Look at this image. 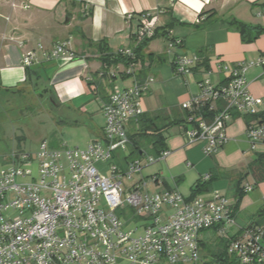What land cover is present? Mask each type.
I'll use <instances>...</instances> for the list:
<instances>
[{"label": "built area", "instance_id": "2783aa9c", "mask_svg": "<svg viewBox=\"0 0 264 264\" xmlns=\"http://www.w3.org/2000/svg\"><path fill=\"white\" fill-rule=\"evenodd\" d=\"M137 15L135 46L154 34L157 19L150 11ZM179 43L170 41V47ZM119 52L135 57L134 48ZM75 57L69 38L51 49L39 44L20 62L33 67ZM199 61L198 54L178 55L176 74L191 77ZM253 66H264V56L233 64L218 61L216 69L226 75L218 85L208 70L199 92L182 106L190 113L187 144L199 143L206 155L215 154L229 140L228 124L242 115L251 117L246 128L250 147L264 145V98L251 93L246 76ZM153 81L136 80L110 94L102 108L103 135L84 148L66 142L52 147L42 140L35 152H10L0 169V264H201V233L215 226L231 238L228 251L237 264H264V212L260 223L229 236L225 227L235 223L234 213L219 191L189 199L177 189L149 190V181L160 180L145 176L144 169L171 151L131 158L128 124L144 112L141 98ZM118 151L126 152L123 161ZM98 164H105V171ZM253 188L247 184L244 190Z\"/></svg>", "mask_w": 264, "mask_h": 264}, {"label": "crops", "instance_id": "0c3cea01", "mask_svg": "<svg viewBox=\"0 0 264 264\" xmlns=\"http://www.w3.org/2000/svg\"><path fill=\"white\" fill-rule=\"evenodd\" d=\"M13 4L15 8L28 10V15L16 10L10 18L13 27L8 26L5 41L0 45V87L10 89L49 81L54 88V102L83 113L87 112L85 105L95 98L103 115L102 108L110 94L132 86L138 79L153 77L149 90L141 98L142 108L145 113L163 112L172 119L183 113V104L199 92V82L208 75V70H213L209 77L214 84L225 81L226 75L216 69L218 61L233 64L264 56V32L254 41L244 42L240 33L227 22L235 17L264 27V0H15ZM90 8L93 11L87 14ZM210 10H215L216 15L198 28L206 18L201 15ZM141 11L157 16L154 33L158 31L160 35L149 41L142 59L136 63L130 64L127 60L103 63L102 56L133 48V34L139 26L137 14ZM130 12H134L133 18L126 16ZM64 15L71 18L70 25L61 22ZM76 17L79 18L75 23L78 38L73 39L72 47L77 57L71 61L61 58L37 63L32 67L35 72L29 76L21 65L22 55L40 44L41 38H48L44 41L48 49L71 39L72 35L68 34ZM52 24L56 26L57 39L45 30ZM36 39L40 40L35 43ZM171 39L181 43L170 47ZM198 52H203L210 68L198 66L191 77L176 74V57ZM246 76L251 93L264 98V66L250 67ZM89 81L96 84L88 85ZM91 124L92 138L88 143L71 147L84 148L102 137L105 119L100 125ZM131 127L129 123V132ZM246 128V117L235 115L226 128L229 140L215 154L206 155L201 144H187L184 126L174 125L164 132L170 155L151 164L152 169L146 176L159 177L158 192L177 189L189 198L199 180L214 174L210 191L199 196L210 198L214 191L224 194L235 218L234 224L226 225V233L240 235L260 223L264 212V181L256 183L251 174L240 181L250 163L264 152V145L256 149L250 147ZM122 153L126 155L123 151L117 153L119 161L125 156ZM247 184L254 188L238 199V186L244 189ZM219 235L223 234L215 229L201 233L202 257L213 256Z\"/></svg>", "mask_w": 264, "mask_h": 264}, {"label": "rangeland", "instance_id": "374dc122", "mask_svg": "<svg viewBox=\"0 0 264 264\" xmlns=\"http://www.w3.org/2000/svg\"><path fill=\"white\" fill-rule=\"evenodd\" d=\"M14 1L0 0V45L5 41L4 36L7 35L8 26L11 24V28L13 27V22L10 21L13 13L20 10L21 14L28 15V10L15 8ZM66 18L67 16L64 15L61 22L64 23ZM77 21L79 22V18L73 19L72 32L68 34L72 35V45H74L73 39L78 38L75 28ZM45 30L50 37H55L57 29L54 24L45 27ZM46 39L41 38L40 44L47 48L44 42ZM39 40L36 39L35 43ZM38 45L35 48L38 49ZM48 83L49 81L34 85L21 84L18 88L10 89L0 87V169L13 149L35 152L42 140H47L52 147H59L62 142H66L69 146H84L92 138L91 122L95 125L104 122L98 100L93 98L85 105L86 113L79 109H71L68 105L60 106L52 99L54 88ZM98 166L105 171V164ZM151 169V165L147 166L144 175L146 176ZM125 184L130 185L127 179ZM148 188L153 193L158 191V186L153 181H149ZM207 259L203 257L201 264Z\"/></svg>", "mask_w": 264, "mask_h": 264}, {"label": "trees", "instance_id": "16d2710c", "mask_svg": "<svg viewBox=\"0 0 264 264\" xmlns=\"http://www.w3.org/2000/svg\"><path fill=\"white\" fill-rule=\"evenodd\" d=\"M93 8L86 10L87 14H91ZM206 15L205 21L203 23H199L197 25L198 28L204 27L212 17L216 15L215 10H210L203 13L201 16ZM228 24L237 30L244 42H252L261 33L264 32V27L260 25H253L246 22H243L235 17L227 20ZM166 35L165 32L162 33ZM161 34V35H162ZM160 35L158 31L156 34L154 33L150 37H146L142 40L137 46L134 43V52L135 57H127L123 55L121 52L118 54L109 53L107 56H102L101 60L105 64H113L118 63L123 60H127V62L136 63L143 57V51L147 47L148 43L152 38ZM135 35L133 34V37ZM176 39H171L170 41H175ZM180 42V41H179ZM181 43V42H180ZM179 43V44H180ZM178 44V45H179ZM200 57V64H197L194 69L198 68V66H205L206 70L210 68L209 60L204 56L203 52L197 53ZM176 60V59H175ZM29 76H31L35 70L32 67H25ZM140 81H144V79H138ZM96 84V81H89L88 85ZM110 96V95H109ZM107 98V101L109 99ZM53 99V97H52ZM106 101V102H107ZM189 112L183 109V113L174 116L172 119L167 117L163 112H157L156 114H148L143 112L137 119L131 120L130 126H132L131 131H128L130 138L129 152L131 158L141 157L144 153L150 155H158L162 150L166 149L165 145V136L164 132L174 126V125H182L185 128L190 127V123H188ZM247 119V123L250 121L251 117L245 116ZM253 175L256 180V183L264 181V152H261L257 155L256 159L250 163L247 170L241 175L240 181L247 175ZM216 177L214 174L208 176L204 180H199L194 187L192 188V193L189 199L195 198L198 195L206 193L211 189V182ZM239 181V182H240ZM245 193V190L238 186V199L242 197ZM234 213V212H233ZM210 229H215L218 231L219 226L212 227ZM209 230V229H207ZM205 231V230H204ZM230 237H226L224 235H219L216 237L217 248L213 251V256L205 260L204 264H214V263H222V264H237L235 258L229 254L228 248L230 246ZM201 246V256H202V244ZM209 249V248H208ZM212 251V250H211ZM210 251V252H211ZM203 258V257H202Z\"/></svg>", "mask_w": 264, "mask_h": 264}, {"label": "water", "instance_id": "95a60500", "mask_svg": "<svg viewBox=\"0 0 264 264\" xmlns=\"http://www.w3.org/2000/svg\"><path fill=\"white\" fill-rule=\"evenodd\" d=\"M70 22H71V18L67 17L66 20H65V24H69Z\"/></svg>", "mask_w": 264, "mask_h": 264}]
</instances>
